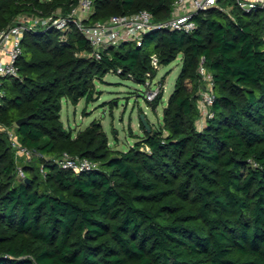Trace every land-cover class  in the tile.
<instances>
[{
  "label": "trees",
  "instance_id": "16d2710c",
  "mask_svg": "<svg viewBox=\"0 0 264 264\" xmlns=\"http://www.w3.org/2000/svg\"><path fill=\"white\" fill-rule=\"evenodd\" d=\"M78 1L0 0V28L21 14L65 15ZM91 1L87 24L141 9L163 21L175 0ZM220 4L231 16L211 8L190 32L148 31L139 45H109L99 59L73 24L65 37L55 27L24 31L18 76L2 79L0 264H264V13ZM152 54L159 65L181 55L159 128L140 119L143 136L123 151L98 119L75 135L64 126L63 99L95 100L108 72L153 79ZM201 57L215 99L199 128ZM146 100L156 110L163 93ZM4 127L41 155L24 161V178ZM62 152L97 167L60 168L52 158Z\"/></svg>",
  "mask_w": 264,
  "mask_h": 264
},
{
  "label": "built area",
  "instance_id": "2783aa9c",
  "mask_svg": "<svg viewBox=\"0 0 264 264\" xmlns=\"http://www.w3.org/2000/svg\"><path fill=\"white\" fill-rule=\"evenodd\" d=\"M235 3L243 11L249 12L259 8L264 13V0H235ZM211 8L219 9L231 16L229 7L220 4V0H175L169 17L163 21H156L149 10L141 9L132 14L113 15L104 22L87 24L84 19L88 18L93 10L91 0H79L78 5L65 15L54 13L40 17L21 14L8 26L0 28V100L4 95L2 79L18 76L16 61L22 51L21 39L25 30H35L38 25H41L42 28L55 27L61 31V36L65 37L73 24L81 35L89 41L93 48L94 57L99 59L101 51L109 45H118L124 40L135 41L139 45L142 35L148 31L168 29L190 32L196 27L195 16ZM151 63L155 68L159 66L156 54L151 55ZM197 70L200 78V86L197 91L200 116L197 120V126L202 128L206 119L213 115L211 106L215 99L214 80L212 73L204 65L203 57L200 58ZM147 80L145 83L148 82ZM155 94V90L150 89L147 91L146 98L152 100ZM4 130L15 152L16 159L24 158L26 161H30L35 156H41L38 152L23 146L19 142L13 127H4ZM52 160L60 168L70 169L76 173L97 167L96 162L68 152H62ZM43 170V165H41V171ZM17 176L25 177L22 166H17Z\"/></svg>",
  "mask_w": 264,
  "mask_h": 264
},
{
  "label": "rangeland",
  "instance_id": "374dc122",
  "mask_svg": "<svg viewBox=\"0 0 264 264\" xmlns=\"http://www.w3.org/2000/svg\"><path fill=\"white\" fill-rule=\"evenodd\" d=\"M180 68L181 55L169 64L159 65L155 77L147 80V83L108 72L96 81V88L100 93L95 100L86 102L81 99L76 105L62 100L61 120L75 135L93 119H98L111 147L125 151L144 134L140 127L141 115L148 119L153 129L162 124L163 107L174 89ZM150 89L156 92L154 98L163 93V100L156 110L146 100L147 91ZM24 161V158L17 159L16 166H22Z\"/></svg>",
  "mask_w": 264,
  "mask_h": 264
},
{
  "label": "water",
  "instance_id": "95a60500",
  "mask_svg": "<svg viewBox=\"0 0 264 264\" xmlns=\"http://www.w3.org/2000/svg\"><path fill=\"white\" fill-rule=\"evenodd\" d=\"M27 119H28V117H22V118L17 119L16 125H21L22 123L26 122ZM140 119H141L143 125L149 131L150 130V125H149L148 121L145 119L144 115H141ZM25 180L27 181L28 179L26 178Z\"/></svg>",
  "mask_w": 264,
  "mask_h": 264
}]
</instances>
